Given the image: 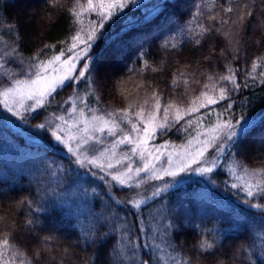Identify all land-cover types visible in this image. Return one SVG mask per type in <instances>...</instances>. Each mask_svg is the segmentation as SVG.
<instances>
[{
	"label": "trees",
	"instance_id": "1",
	"mask_svg": "<svg viewBox=\"0 0 264 264\" xmlns=\"http://www.w3.org/2000/svg\"><path fill=\"white\" fill-rule=\"evenodd\" d=\"M80 3L87 6V0ZM74 4L75 0H0V52L17 46L14 40L26 62L65 50L75 31L87 30L90 21L97 19V13L90 12L82 15V25L77 23L69 11ZM237 5L241 14L252 15L232 25L235 14L222 9ZM221 19L226 23L221 24ZM198 25L215 29L202 47L189 37L199 30ZM17 29L23 34L22 42ZM49 44L56 47L46 49ZM93 52L98 58L94 96L100 99L97 103L89 97L91 108L86 113L95 108L104 114L129 105L136 110L143 106L148 113L155 104L154 91L162 106L174 105L170 113L176 108L183 112L193 101L200 102L197 97L203 91L218 99V88L224 83L218 77L233 69L246 87L232 92L230 100L188 117L193 120L190 127L181 121L157 135L153 143L184 147L217 120L249 121L239 143L242 154L228 145L218 169L207 180L190 179L151 196L156 187L121 189L108 184V178L102 181L84 172L46 131L21 132L0 108V239L7 234L13 247L26 253L32 264H120L116 250L129 239L136 241V236L140 238L136 243L151 245L144 251H151L153 264H264V208L252 206L264 205V199L249 197L245 191L247 177L254 185L264 175L243 171V167L264 168V0H135L106 24ZM6 66L19 71L12 63ZM173 79L179 81L175 86ZM85 88L81 86V96L87 94ZM70 93L71 89L60 92L54 103ZM56 109L42 111L36 121ZM198 117H202L199 124ZM109 191L122 201L137 193V198L148 199L140 210H134L111 200ZM138 214L142 227H131L135 236H124L125 222L130 226ZM101 215L107 218L102 229L95 223ZM29 220L32 226L27 225ZM90 230L108 236L88 246L83 233ZM201 241L213 244L214 250L204 253L197 247Z\"/></svg>",
	"mask_w": 264,
	"mask_h": 264
},
{
	"label": "snow or ice",
	"instance_id": "2",
	"mask_svg": "<svg viewBox=\"0 0 264 264\" xmlns=\"http://www.w3.org/2000/svg\"><path fill=\"white\" fill-rule=\"evenodd\" d=\"M133 2L135 0H87V6L85 7L80 3V0H75V4L69 11L76 17L77 23L83 24L81 17L85 13L96 12L97 19L90 21L87 30L81 27L75 31L70 38V44L65 50H61L58 54L45 59H40L37 56L36 60L32 61L30 57L29 61L26 62L18 51V42L14 40L13 43L17 46H9L8 50L0 52V77L8 81V86L0 89V102L9 112L22 120L24 118L22 111L24 113L31 111L39 114L41 111H47L52 107L59 109L61 104L65 106L63 108L64 112L67 113L70 109L75 131L80 135H65L68 121L63 115L55 116L53 114V122L40 123L34 127L48 132L50 138L57 145L66 148L67 152L74 156L76 164L83 167L87 163L106 174L98 175V173L93 172L90 173L91 175H98V178L102 181L107 180V177H111V180L107 183L115 182L121 189L141 188L149 181L164 180L165 178L179 182L183 174L190 172L200 173L201 175L213 173L219 167L220 155L225 151L224 145L237 148L236 154H242L239 143L247 132L249 121L241 123L240 120H237L234 124L230 120H224L223 122L217 120V123L211 129L206 130L204 133H197V137L203 135L205 139L200 140L197 138L195 142L189 141L188 148L178 153L168 152L166 156L162 149L166 148L167 145H156L150 142L157 135H162L180 124L181 121H184L185 125L190 127L193 120L188 117H191L194 113H199L201 109L216 105L218 101L230 100L232 92L246 87L247 85L237 78L236 72L231 68L228 69L227 74L218 77L220 82H224L218 88V99L216 96L209 95L208 91H203L200 97H197L200 102L197 104L193 101L188 109L183 112L176 108L174 113H170L174 105L168 103L166 106H162L159 95L154 91L155 104L148 113L145 112L143 106H139V109L136 110L132 105L112 112L105 110L104 114H98L101 110L95 108L86 113V109L91 108V105L87 103L88 98L94 97L97 103L100 99L98 96H94L93 89V85L97 83L93 74L96 71L98 61L93 49L96 43L103 38L106 24L113 21L121 13V10L129 7ZM238 9L239 5L236 8L222 9L224 12L235 14L236 19L230 21L232 25L243 21L245 16L252 15L247 11L241 14ZM210 18L214 20L215 16ZM224 23L226 21L221 19V24ZM198 29L194 34L189 33L190 42L195 46L202 47L203 42H206V38L215 29L203 25H198ZM17 33L19 42H22L23 34L19 32V29H17ZM225 35L231 36L232 33H225ZM55 47L56 45L53 44L45 45L46 49ZM40 52L43 53L44 49H40ZM6 57L11 59L6 62ZM6 63L14 64L19 70L18 73L7 68ZM257 63L258 61L252 64L253 69L257 67ZM155 70L153 68V71ZM183 75L181 73V76ZM246 75L251 76L252 73L248 72ZM17 76L24 78H16ZM3 80H0V84L3 83ZM178 83L177 79H173L172 84L174 86ZM82 85L86 86L85 91L87 94L85 96L80 95ZM226 85H231V88ZM204 87L207 89L208 85L206 84ZM65 89H71V93L63 101L54 103L56 96ZM88 89H93V91H88ZM232 103L234 101L228 103L225 110L230 109ZM77 105H81L79 111H77ZM170 115L171 119L169 118ZM201 118H197V124H199ZM126 126H130V129H126ZM105 136L110 139L106 141ZM71 141H75V146ZM97 144L102 147L96 149L95 145ZM105 144H107L106 147ZM81 145L92 149L96 154L90 158L80 159ZM120 149H123V151L117 158V151ZM210 150L216 153V156L212 159H209L207 155ZM113 159H115V165L112 163ZM102 160L107 162L101 163ZM154 161L160 163L161 166L157 168ZM134 165L136 166L134 167ZM115 166H120V170L113 171ZM243 171L245 175H264V168L250 171L249 168L243 167ZM170 186L171 184L165 183L163 188L156 187L151 195L157 196ZM233 187H236V185H233ZM253 188L256 191H253ZM245 191L249 197L255 198L259 195L261 199H264V180H258L254 185L247 184ZM108 195L117 204H127L134 210H140L148 199V197L137 198L140 196L139 193H137V197L123 201L119 200L114 192L109 191ZM23 203H31V200H25ZM252 206L264 208L262 204ZM40 210L37 209V211ZM106 221L107 218L102 215L95 217V223L101 229L106 227ZM27 225L32 226L33 221H27ZM131 227H137L138 229L142 227L139 214L130 226L127 221L125 222L123 227L124 236H135V233L131 231ZM107 236L108 233L99 231L90 230L83 233L85 244L88 246L97 245L98 242L102 243ZM139 239L136 236V241ZM136 241L129 239L128 244H122L116 250V254L120 257V264H125L126 259L130 260V264H153L155 257L151 251H144V249L150 248L151 245L144 242L136 243ZM197 247L204 253L209 254L210 250L215 248L213 244L207 241L199 242ZM0 264H32V261L26 253H22L18 248L13 247L7 234H5V237L0 239Z\"/></svg>",
	"mask_w": 264,
	"mask_h": 264
},
{
	"label": "rangeland",
	"instance_id": "3",
	"mask_svg": "<svg viewBox=\"0 0 264 264\" xmlns=\"http://www.w3.org/2000/svg\"><path fill=\"white\" fill-rule=\"evenodd\" d=\"M0 80H3V77H0ZM4 81H5V83H4ZM6 86H8V81L7 80H3L2 86H0V89H2L3 87H6ZM64 107L65 106L62 104V105H60L59 109H56L55 111H52V112L45 113L44 117L41 120H39V121H36L37 120L36 117L41 116L42 111L39 114H36L34 112H31V111H29L27 113H24L22 111V115L24 117L23 120H22L20 117L15 116L13 113L9 112L7 110V108L4 107L3 103L0 102V108L5 113L6 119L13 126H15L18 130L20 129L21 132H24V133L28 134L30 132V130L31 131L37 130V128L34 127L37 124L46 123V122H53V114H55V116L63 115L65 117V119L68 121V126H67V129L65 131V135H71V134L80 135V133H76V131H75V127H74L73 122H72L73 118L70 115V109H69V112L66 113V112L63 111ZM77 111H79V108H77ZM40 130H42V129H40ZM104 139L106 141H108L110 138L105 136ZM198 139L203 140V139H205V137L203 135H201ZM193 142H195V141H193ZM71 143L73 144V146H75V141H71ZM150 143H153V141L150 142ZM161 145H167L166 148L162 149V151L165 153V156L167 155L168 152L178 153V152L182 151L183 149L188 148V145L184 146V147L183 146H174V145H170V144H161ZM104 146L106 147L107 144H105ZM101 147L102 146L99 145V144L95 145L96 149H100ZM224 147H225V151H226V149L228 148V145H224ZM61 148L63 149L64 147H61ZM64 150L67 152L66 148H64ZM122 151H123V149H120V150L117 151V158L122 154ZM224 152H223V154H224ZM94 154H96V153L92 149L81 145V150H80V155H79L80 159L90 158ZM223 154L220 155L219 162L221 161V159L223 157ZM70 155L74 158V156L72 154H70ZM207 155H208L209 159H212V158H214L216 156V153H214V152H212L210 150V152ZM162 159H164V158H162ZM74 160H75V158H74ZM106 162H107L106 160H102L101 161V163H106ZM112 163L115 165V159L112 160ZM154 163L157 164V168H159L161 166L160 163H158V162L154 161ZM78 166L81 167L80 165H78ZM135 166L136 165H134V167ZM165 166H166V161H165ZM81 168L84 170V172H87L89 174L95 172V173H98V175H106L100 169H97V168H95V166L87 164V163ZM117 170H120V166H115L114 167L113 171H117ZM98 175H92V176L98 177ZM209 175H210V173L209 174H205V175H201L200 173L190 172V173L183 174V176L179 180V182L172 181L170 178H165L164 180H152V181H149L147 184H144L142 187L148 185L147 188H150V187L153 188V187L159 186V184H165V183L171 184V187H172V186L179 185V184H181V183H183V182H185L187 180H190V179L207 180ZM238 177L239 178L241 177V178H243L244 181H246V178H244V176L242 177L241 175H238ZM107 178L109 179V181L111 180V177H107ZM112 183L114 185L120 187L115 182H112ZM247 184H252V182H251L249 177H247Z\"/></svg>",
	"mask_w": 264,
	"mask_h": 264
}]
</instances>
